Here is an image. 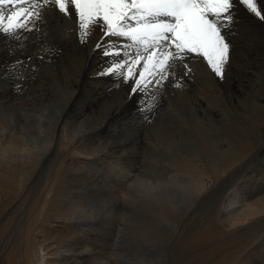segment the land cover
I'll return each mask as SVG.
<instances>
[{"label": "bare ground", "instance_id": "1", "mask_svg": "<svg viewBox=\"0 0 264 264\" xmlns=\"http://www.w3.org/2000/svg\"><path fill=\"white\" fill-rule=\"evenodd\" d=\"M232 14L234 22L224 30L233 50L222 84L229 82L230 96L223 94V79H214L201 58L189 65L193 71L188 75L177 67L169 99L163 95L164 104L157 105L163 113H158L154 138L145 136L142 145L131 129L115 127L131 106L112 107L108 99L97 114L93 101L100 88L95 84V75L103 70L100 61L112 56L123 62L117 48L124 46L127 59L131 47L122 37H109L105 47L110 54L105 56L95 47L99 31L79 44L74 42V21L55 17L50 30L62 33L56 37L67 42L66 55L80 54L89 67L83 76L82 61L73 59V74L55 79L43 71L37 74L34 64L29 67L24 60L25 70L31 73V68L36 77L29 74L27 79L24 72L16 81L7 74L0 84V233L13 222L14 213L19 231L13 241L10 234L7 241L0 234V264H264V86L252 76L264 74V22L238 0ZM47 26L48 21L38 30L45 35ZM239 34L242 41L234 39ZM4 63V73L10 72V63ZM133 71L139 73L141 66ZM176 82L182 93L175 90ZM116 85L118 94L124 90L128 98L131 80ZM199 103L213 114L199 110ZM176 121L196 126L178 143L177 153L165 155L159 139L168 137L169 125ZM140 148L147 150L138 154ZM112 159L152 190L117 182L106 167ZM174 173L196 181L201 189L169 185ZM233 188L249 205L241 215L225 205ZM40 226L47 228L46 235Z\"/></svg>", "mask_w": 264, "mask_h": 264}, {"label": "snow or ice", "instance_id": "2", "mask_svg": "<svg viewBox=\"0 0 264 264\" xmlns=\"http://www.w3.org/2000/svg\"><path fill=\"white\" fill-rule=\"evenodd\" d=\"M237 0H0V34L19 40L20 32H35L53 12L74 21L79 42L101 33L95 47L105 56L109 37H122L134 51L123 62L109 64L98 76L118 74L131 80L130 95L162 87L177 67L188 75L197 57L220 79L225 78L233 45L225 26L234 22ZM264 22L260 0H238ZM7 13V14H5ZM27 38V37H25ZM143 64L141 65V62ZM179 62V63H177ZM127 68L125 71L121 69ZM138 65L137 75L133 69ZM180 87V84H176Z\"/></svg>", "mask_w": 264, "mask_h": 264}, {"label": "rangeland", "instance_id": "3", "mask_svg": "<svg viewBox=\"0 0 264 264\" xmlns=\"http://www.w3.org/2000/svg\"><path fill=\"white\" fill-rule=\"evenodd\" d=\"M49 13H50V15H52V16H54V17H52V16H50L49 15ZM48 13V16L49 17H47V21H48V26H47V32H45V35L43 34V30H38V32H31V35H30V32H26L27 34V36L25 35V33L23 32V31H21L20 32V34L21 33H24V35H25V37H27V38H25V37H21L23 34H21L20 35V38H19V40H17V39H14L12 36H9V35H7V34H0V84H2L3 82V84H5V80L6 79H8V76H9V79H15V78H19V76H17L18 74H23L24 72H26V77H28L27 79H29V77H30V75L31 76H33V77H36V75L32 72V70H31V68H30V71H31V73H28V70L26 71L25 70V65H24V63H23V61L24 60H27L28 61V66L30 67V64L31 65H33L34 64V67H35V70H36V73L37 74H41L40 72L41 71H43L44 73H46V74H49L51 77H54L55 79H59V78H61L62 76H63V74L64 73H68L69 74V72H70V76L73 74L72 73V69H70L69 68V66L71 65V62H72V60L74 59V60H80V61H82V64H83V58L81 57V55L80 54H76V53H74V54H72V57L70 58L68 55H66L67 53H69L68 52V46H67V42H64L63 43V41H62V39H59V38H57V37H59V36H61L62 35V33H60V32H57V35H55L51 30H50V24H51V22L55 19V17H59L56 13V15H54V13H52V12H49ZM5 14H7V13H5ZM61 17V16H60ZM49 19H51V20H49ZM46 21V22H47ZM68 22V21H67ZM71 21H69V23H70ZM49 27V28H48ZM49 30V31H48ZM51 31V32H50ZM49 32V33H48ZM34 35H33V34ZM46 33H47V35H46ZM51 34V35H50ZM73 34H75V35H73V37L75 36V38H74V42H77V40H78V42H79V39H78V37H79V33H77V32H73ZM49 35H50V37H49ZM42 36H43V38H42ZM47 36V39L44 41V45H43V43H41V41H42V39H44L45 37ZM57 36V37H56ZM77 36V37H76ZM33 37V38H32ZM54 38V40H53V38ZM56 37V38H55ZM22 38H25V39H23L22 40ZM42 38V39H41ZM48 38H51V39H48ZM36 39H38V40H36ZM75 39H77V40H75ZM234 39H237V40H239V41H242V39H243V37H242V35H236V36H234ZM23 42H22V41ZM26 40V41H25ZM34 40V41H33ZM40 40V41H39ZM48 40H51V41H48ZM57 40H59V41H57ZM36 41H38V42H36ZM55 41V42H54ZM65 41H67V39L65 40ZM52 42V43H51ZM58 42H60V43H58ZM32 43H33V45H32ZM37 43V44H36ZM66 43V44H65ZM17 44V45H16ZM36 46H35V45ZM48 44H50L49 46L51 47V48H53V50L48 46ZM57 46H56V45ZM79 44H80V42H79ZM39 45V46H38ZM41 45V46H40ZM45 45L47 46V47H45ZM52 45H55L54 47H52ZM60 45H62V47L60 46ZM65 45V46H64ZM28 46V47H27ZM30 46V47H29ZM67 46V47H66ZM20 49H19V48ZM60 47V48H59ZM28 48V49H27ZM38 48V49H37ZM68 48V49H67ZM133 47H131L127 52L129 53V52H132V51H134V48L132 49ZM117 49H119V47L117 48ZM21 50V52H19ZM24 52H23V51ZM29 50H31L30 52H29ZM32 50H33V52L36 54V56H35V54L32 52ZM61 50H63V51H61ZM65 50V51H64ZM132 50V51H131ZM66 51H67V53H66ZM23 52V53H22ZM27 52V53H26ZM53 52V55H51V53ZM56 53V55H55V53ZM63 52V53H62ZM14 53V54H13ZM25 53V54H24ZM29 53H32L34 56H32V54H29ZM37 53H38V55H37ZM59 53H61V54H59ZM9 54V55H8ZM13 54V55H12ZM22 56H21V55ZM29 55V57H28V55ZM57 54H59V56L57 55ZM63 54V55H62ZM76 54V55H75ZM6 55H8L7 57H10V58H7L6 57ZM20 55V56H19ZM27 55V56H26ZM60 55H61V57H60ZM66 55V56H65ZM15 56V57H14ZM24 56V57H23ZM31 56V57H30ZM78 57V58H76V57ZM14 57V58H13ZM20 57V58H19ZM26 57V58H25ZM41 57V58H40ZM55 57V58H54ZM58 57H59V59H58ZM67 59H66V58ZM70 59H69V58ZM76 59H75V58ZM118 57V56H117ZM4 58V59H3ZM13 58V59H12ZM23 58V59H22ZM25 58V59H24ZM29 58V59H28ZM63 58V59H62ZM65 58V59H64ZM11 59V60H10ZM33 59V60H32ZM37 59H40V60H37ZM62 59V60H61ZM107 59V60H106ZM106 59H104V60H101L100 61V63H99V68H103V69H105V68H107V66L109 65V64H113V65H115V63H117V61H115V59L114 58H112V56H110L109 57V59L108 58H106ZM30 60H31V62H30ZM62 61V63H61V61ZM9 62L10 63V68H11V71L10 72H8V73H4V71H3V65L5 64L4 62ZM19 61V62H18ZM40 61V62H39ZM21 62V63H20ZM45 62H46V64H45ZM67 62V64H65ZM110 62V63H109ZM4 63V64H3ZM55 64V65H54ZM60 64V65H59ZM63 64V65H62ZM64 64H65V66H64ZM82 64H80V65H78V67L79 68H81V66H82ZM104 64H105V68H104ZM107 64V65H106ZM2 65V66H1ZM13 67H12V66ZM24 65V66H23ZM36 65V66H35ZM39 67H38V66ZM41 65V66H40ZM61 65L63 66V68H61ZM88 65V66H87ZM23 66V67H22ZM57 67H59V68H57ZM77 67V68H78ZM83 76L85 75V73H86V68H88L89 67V62L88 61H86V60H84V64H83ZM13 68V69H12ZM40 68V69H39ZM76 68V69H77ZM126 68H127V66H125V70H126ZM2 69V70H1ZM17 69V70H16ZM20 69H21V71H20ZM39 69V70H38ZM124 69H121V71H125ZM22 72V73H21ZM16 73V74H15ZM137 75L139 74L138 72H135ZM6 74V75H5ZM7 74H8V76H7ZM12 74V75H11ZM30 74V75H29ZM33 74V75H32ZM3 75H5V76H3ZM11 75V76H10ZM20 75V77L22 78V76ZM17 76V77H16ZM174 76H177V75H174ZM252 76H254V77H258V78H260L259 80H260V82H261V84L264 86V74H253ZM117 77V78H116ZM216 77L217 76H213V78L214 79H216ZM43 78V77H42ZM45 78V77H44ZM98 75L96 74L95 75V84L97 83V81L101 84H99V89H98V94H96L95 95V100H93L96 104H95V110H96V113L97 114H100V112H101V105H103L104 103H106L105 101L106 100H108V99H110V102H111V104L112 105H110V106H112V107H124V109H126V107L127 106H131L132 107V109L131 110H129L127 113L126 112H124V114L120 117V120H118L117 121V125L115 126L117 129H120V127H122V126H125L126 128H128V129H131V133L133 134V135H135V136H138V137H141V139H142V142L140 143V145H142V144H144V140H143V138L145 137V136H148L149 137V135H150V138H154V135H153V137H152V130H153V128L157 125V123L156 122H158V121H156V119L158 118V113H163V108H162V110L160 109L161 107L160 106H157V105H161V104H164L163 102H162V97H163V95H164V97H165V99H169V96H168V94L170 93L171 94V92H172V85L174 84V81H177V79L176 78H173L171 75L169 76V78H168V80H166L165 82H164V84H163V86L162 87H151L150 88V90L148 91V94H140V95H129V97L127 98V97H124L125 96V92L126 91H122V93L121 94H118V92H119V89H120V87H119V85H116L117 83H119L121 80H122V82L123 83H126V81L127 80H125L124 79V77L123 76H120V75H118V74H113V75H103V76H100V78H99V80H98ZM16 79V81H19L20 80V78L17 80ZM225 80H226V78H223V80L220 82V84H221V87H222V91H224L223 92V94H225V92H226V94L227 95H225V96H230V93H227V92H229L228 91V81H227V83H226V86H224L225 85ZM115 81V82H114ZM224 82V83H223ZM165 84H167V86L165 85ZM176 84H177V82H176ZM222 84H224V85H222ZM103 85V86H102ZM165 85V86H164ZM15 86H17V83H15ZM80 86L82 87V89H83V87H84V85L82 84V83H80ZM107 86V87H106ZM110 87V88H109ZM224 87V88H223ZM107 88V89H106ZM225 88L227 89V91L225 90ZM109 89V90H108ZM155 89V90H154ZM224 89V90H223ZM47 90L49 91V89H48V86H47ZM176 91H178V92H180V93H182V90H181V88L180 87H176V89H175ZM107 91V92H106ZM153 91V92H152ZM50 92V91H49ZM107 93V94H106ZM109 94H111V96L109 95ZM154 94H156V95H154ZM148 95V96H147ZM97 96V97H96ZM139 96H141V99L139 98V100H141L140 102H135L134 103V101L135 100H137L136 98L137 97H139ZM224 96V95H223ZM225 96H224V98H225ZM97 98V99H96ZM156 98V99H155ZM18 99V98H17ZM147 99V100H146ZM226 99V98H225ZM85 100V99H84ZM156 100V101H155ZM121 101H123V103H121ZM145 101V102H144ZM147 101V102H146ZM169 101V100H168ZM109 102V103H110ZM154 102V103H153ZM160 102V103H159ZM137 103V104H136ZM157 103V104H156ZM98 104H100V105H98ZM128 104V105H127ZM131 104V105H130ZM200 104V106L202 105V107H200L199 106V110H201V111H207V112H205V113H209V114H213L212 113V108H211V110H210V107L209 106H207V105H204L203 103H199ZM152 105V106H151ZM166 106V105H165ZM207 106V107H206ZM242 106V105H241ZM240 106V109L243 107H241ZM153 107V108H152ZM204 107V108H203ZM209 109L210 110V112H209V110H206V109ZM167 109H169L167 106H166V110ZM189 109V110H188ZM188 109H187V111L190 113V114H193V113H191L192 111H191V109H190V107H188ZM161 111V112H160ZM142 112V113H141ZM126 113V114H125ZM140 113V114H139ZM96 114V115H97ZM264 114V113H263ZM154 116V117H153ZM152 118V120H151V122H150V119ZM262 118H264L263 117V115H262ZM148 120V121H147ZM155 121V122H154ZM120 122V123H119ZM182 122L183 121H176V122H172V123H170V125H169V127H170V130H169V135H167L168 137H166L165 139L163 138V136L162 137H160V139H159V145L161 146V148H162V150H163V154H165V155H171V154H175V153H177L180 149H181V147L180 146H178L179 144H182V142L183 141H185V140H187L189 137L187 136L188 135V133H187V131H192V129L194 128V126H196V125H194L195 123H191V125L190 124H187L186 122L187 121H184L185 123H183L182 124ZM175 124V125H174ZM185 124H187L186 125V127L184 126ZM182 125L184 126L183 128H181L182 127ZM189 125L191 126L190 128H187V127H189ZM150 126H151V128H150ZM174 129H173V128ZM87 128H89V127H87ZM151 129V130H150ZM173 129V130H172ZM136 130V131H135ZM148 131V132H147ZM170 131H172L171 133H170ZM177 131H178V133H177ZM190 131V133H192L193 134V131L191 132ZM112 132V131H111ZM184 132H185V136H184ZM175 133V134H174ZM181 133V134H180ZM142 134V135H141ZM148 134V135H147ZM174 134V135H173ZM182 135V136H180V135ZM111 136H114V133H112L111 134ZM116 136V135H115ZM171 136V137H170ZM175 136H176V138H175ZM184 136V137H183ZM177 139V141L174 139ZM182 139H181V138ZM188 137V138H187ZM169 138H171V140L169 139ZM179 138H180V140H179ZM184 138V139H183ZM187 138V139H186ZM169 139V140H168ZM161 140V141H160ZM183 140V141H182ZM177 143H176V142ZM179 141V142H178ZM182 141V142H181ZM172 142H175L176 143V145H174L172 148H170L169 150H166V147H168L169 145H171V144H173ZM163 143V144H162ZM179 143V144H178ZM143 147V146H142ZM11 148V147H10ZM16 150H18V148H16ZM144 150V151H143ZM147 150V148H140L139 149V153L138 154H141V153H144L145 151ZM73 156L76 158V157H78V158H81V159H85V160H87V159H90V157H85V156H83L82 154H80V153H73ZM140 159H142V157L140 158ZM108 162V163H107ZM106 162V167H108V169H110L111 171H112V177L117 181V182H123V183H127V184H130L132 187L133 186H137V187H139V188H145V189H150V190H152L150 187H146V186H144V185H142L143 183V181H141L139 178H137V176H133V174L131 173V171L128 169V168H126L125 167V165L124 164H122V163H119L118 162V160H116V159H112V160H108ZM174 174H176V173H174ZM170 175L169 176V178H168V184L169 185H178V186H176L175 185V187H182V186H188V187H193V188H195V189H201V186H199V184L195 181H192L191 179H186L187 177L185 176H183L181 173V175L180 174H176V175ZM184 177V178H183ZM86 181L87 180H89L88 178H86L85 179ZM170 182V183H169ZM187 184H186V183ZM184 186V187H185ZM179 189H181V188H179ZM183 189V188H182ZM184 189H186V188H184ZM33 196H34V194H33ZM33 196H31V198H30V200H32V198H33ZM228 199L225 201V205H226V207H227V209L229 210V211H232V212H236L235 214H238V215H241L244 211H247L248 210V202L247 201H245V200H243V198H242V196L240 195V193L238 192V191H236L234 188L229 192V195H228V197H227ZM15 215V216H14ZM14 215H13V222L17 225V220H16V213H14ZM9 217H11V216H8V218L7 219H9ZM16 220V221H15ZM11 223V224H9V225H7V229H6V231H4V229H3V231L0 233L1 234V236H2V238L1 239H6L5 241H7V239L9 238V234H10V236H12V238L13 239H11L12 241L15 239V240H17L18 239V236H19V231L17 230V227L15 228V224L14 223ZM10 228V229H9ZM42 228H45V230H44V234L46 235V232L48 231L47 230V228L45 227V226H40L39 227V229H42ZM9 229V230H8ZM38 229V230H39ZM43 230V229H42ZM18 231V232H17ZM6 234V235H5ZM44 235V236H45ZM0 236V237H1ZM7 237V238H6ZM214 258V257H213ZM221 258V257H220Z\"/></svg>", "mask_w": 264, "mask_h": 264}]
</instances>
